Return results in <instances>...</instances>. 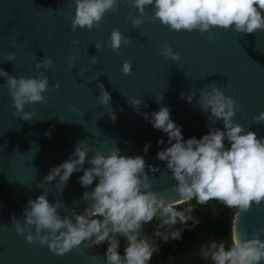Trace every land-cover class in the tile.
I'll return each mask as SVG.
<instances>
[{"label": "water", "instance_id": "95a60500", "mask_svg": "<svg viewBox=\"0 0 264 264\" xmlns=\"http://www.w3.org/2000/svg\"><path fill=\"white\" fill-rule=\"evenodd\" d=\"M74 12L75 0H0V68L15 76L43 71L50 86L59 85L45 91L43 102L26 104L32 117L22 120L14 114L12 97L0 77V264H90V256L104 257L101 244L86 248L83 256L75 247L56 254L46 244L27 243L12 223L13 215L23 222L27 200L43 191L49 202L61 201V215L87 206L78 180L82 171L71 174L60 194L55 189L48 192L49 185L42 180L53 165L68 158L80 140L105 152L114 140L122 154H140L146 164H158L149 173L153 186L168 199H177L170 170L156 159L157 150L167 146V135L154 129L142 113L166 105L171 119L182 125L183 137L199 138L208 131V121L196 104L198 91L216 82L239 105L234 121L264 136V123L252 120L264 110V29L236 33L231 28H214L212 39H207L209 33L176 31L161 24L152 17L151 6L145 8L142 23L133 27L131 18L139 13L131 0H119L116 9L105 12L91 29L73 30ZM113 28L129 38L117 50L108 46ZM98 40L103 42L99 50L95 47ZM166 44L179 53V60L163 55ZM8 52L15 53L13 60H7ZM70 55L75 56L73 67ZM43 56L52 59L46 70L35 66ZM92 56L97 58L95 63ZM124 60L132 64L128 74L121 71ZM97 81L110 93L108 104H101L97 97ZM192 91L196 94L191 102L181 95ZM131 97L140 98L141 103L133 106ZM215 126L223 127L219 121ZM161 137L165 142L157 144ZM146 142L151 146L145 154ZM84 167H88L86 162ZM234 220L240 232L249 234L264 226V201L247 211L238 210ZM79 247L84 248L83 243ZM97 264H103L102 259Z\"/></svg>", "mask_w": 264, "mask_h": 264}, {"label": "clouds", "instance_id": "9594fccd", "mask_svg": "<svg viewBox=\"0 0 264 264\" xmlns=\"http://www.w3.org/2000/svg\"><path fill=\"white\" fill-rule=\"evenodd\" d=\"M118 3L119 0H75L71 28L91 29L105 12L115 10ZM131 3L139 13L131 18L133 27L142 23L145 8L151 6L152 17L161 24L176 31L209 33L207 39H212L214 28H231L236 33L264 29V0H131ZM128 39L113 28L108 46L117 50ZM102 44L96 41V49ZM162 53L174 61L180 58L167 44ZM14 57V52L7 53V60ZM91 59L95 63L97 58L92 56ZM68 60L73 67L75 56L70 55ZM51 63V57L43 56L35 66L46 70ZM131 67V62L124 60L121 71L128 74ZM0 77L4 78L12 97L14 114L18 113L22 120L32 117V112L25 110L26 104L43 102L45 91L59 87L58 84L50 86L49 77L43 71L35 76H15L0 68ZM97 87L100 103L108 104L110 93L102 82L97 81ZM198 92L196 104L207 114L208 121V131L199 138L185 139L182 125L171 119L166 105L150 114L142 113L154 129L167 135V146L157 150L156 159L164 161L170 170L176 182L173 188L177 199H168L153 186L149 173L155 172L158 164H146L140 154H122L111 138L108 139L114 146L106 152L80 140L68 158L53 165L42 180L48 183V192L55 189L60 194L71 174L82 171L78 180L85 189L82 199L87 206L82 211L72 210L70 215H61L58 211L61 201L49 202L48 193L43 191L35 199L27 200L23 222L13 215L16 233L24 234L27 243L38 241L59 255L75 247L83 256L86 248L106 242L104 257L90 256V264H97L101 259L103 264H149L153 254L159 252V242L179 240L185 228L199 223L193 215L194 206L188 202L194 200L203 205L216 200L239 212L249 210L253 204L260 205L264 201V136L258 137L255 131L234 121L239 105L216 82L205 84ZM195 94L192 91L181 95L191 102ZM155 98L159 102L161 94ZM130 103L138 106L141 100L131 97ZM72 108L76 110L75 105ZM109 115L115 119L112 110ZM252 120L264 123V110L254 114ZM217 121L222 128L215 126ZM164 142L163 137L157 140V144ZM150 146V142H146L142 151L146 154ZM85 162L88 167H84ZM94 180L96 183L90 188ZM180 204L187 206L180 208ZM149 224H153L151 234L145 228ZM261 236H264V226L249 234L240 232L234 220L230 242L226 245L223 239H209L200 245L198 256L208 264H260L264 261ZM82 243L84 248L79 247Z\"/></svg>", "mask_w": 264, "mask_h": 264}, {"label": "trees", "instance_id": "16d2710c", "mask_svg": "<svg viewBox=\"0 0 264 264\" xmlns=\"http://www.w3.org/2000/svg\"><path fill=\"white\" fill-rule=\"evenodd\" d=\"M188 203L194 206L193 215L199 223L185 228L179 240L159 242V252L153 254L149 264H208L198 256L200 245L209 239H223L226 245L230 242V228L238 209L227 208L216 200H209L203 205L196 204L194 200ZM186 206L179 205L180 208ZM188 223L191 224V221ZM145 228L151 234L153 224ZM101 245L106 248V242ZM119 251L122 253L123 248Z\"/></svg>", "mask_w": 264, "mask_h": 264}]
</instances>
